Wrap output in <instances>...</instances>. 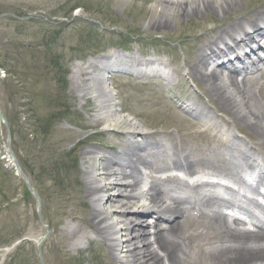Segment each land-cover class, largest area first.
I'll use <instances>...</instances> for the list:
<instances>
[{
	"label": "rangeland",
	"instance_id": "374dc122",
	"mask_svg": "<svg viewBox=\"0 0 264 264\" xmlns=\"http://www.w3.org/2000/svg\"><path fill=\"white\" fill-rule=\"evenodd\" d=\"M158 4V0H0V107L12 126L15 156L41 195L40 202L5 159L9 134L0 125V264L17 252L4 250L16 240L38 239L46 233L39 212L51 229L42 248L44 264H120L109 244L92 230L86 171L98 165L99 155L84 152L115 142V132L104 119L98 120L103 111L99 99L92 93L79 94L87 77L84 67L118 50L164 60L173 71L171 82L156 72L135 76L126 70L134 64L124 60L114 63L125 70L95 71L115 92L121 114L135 117L141 130L174 134L175 122L191 121L183 106L192 97L207 105L204 91L188 74L199 44L192 45L212 33L215 20L228 19L208 13L204 18H180L171 26H153L152 18L158 20L166 12ZM263 4L264 0H246L242 9L251 13ZM204 27L210 30L204 33ZM46 121L48 133L36 132ZM124 122L118 130L125 129ZM139 217L155 222L151 214ZM81 229L90 237H81Z\"/></svg>",
	"mask_w": 264,
	"mask_h": 264
},
{
	"label": "bare ground",
	"instance_id": "6f19581e",
	"mask_svg": "<svg viewBox=\"0 0 264 264\" xmlns=\"http://www.w3.org/2000/svg\"><path fill=\"white\" fill-rule=\"evenodd\" d=\"M245 1L158 0V7L162 5L166 12L158 20L152 18L153 26H171L180 18H204L208 13L216 15L215 19L228 18L215 20L212 33L198 37L192 45L199 44L191 55L188 74L204 91L207 105L193 97L182 105L191 121L175 122L174 134L141 130L135 117L121 114L115 92L96 73L98 69L125 70L114 63L124 60L134 64L126 70L135 76L156 72L171 82L173 71L164 60L118 50L84 67L87 77L79 94L92 93L99 99L103 111L98 120L104 119L115 132V142H103L102 150L84 152L99 155L98 165L86 171V192L93 202L92 230L109 244L120 264H264V227L252 214L253 209L264 211V205L247 196H264V56L248 54L255 50V36L264 33L258 22L263 16L264 24V4L244 13ZM204 28V33L210 30ZM259 48L264 52V45ZM232 54L236 59H231ZM233 61L243 62L242 67L231 66ZM123 121L125 129L118 130ZM195 165L205 166L194 169ZM224 166L238 184L237 190L227 188L226 193L239 194L247 202L238 205L228 198H214L215 183L205 181L219 175L217 169ZM175 169L197 179H175L168 172ZM243 172L254 176V184L246 182ZM204 187L209 189L201 190ZM229 209L248 215L247 220L258 228L244 229L247 220L230 217L225 212ZM148 214L155 216V222L139 219ZM80 233L90 237L88 230Z\"/></svg>",
	"mask_w": 264,
	"mask_h": 264
},
{
	"label": "trees",
	"instance_id": "16d2710c",
	"mask_svg": "<svg viewBox=\"0 0 264 264\" xmlns=\"http://www.w3.org/2000/svg\"><path fill=\"white\" fill-rule=\"evenodd\" d=\"M53 63L57 64L55 62ZM35 118V122H39V118ZM47 125L48 122L46 121L44 125L36 129V132H39L42 135H46L48 133ZM13 129L15 130V127H13ZM16 251L17 252H15L10 260L5 264H40L35 247L31 243H24Z\"/></svg>",
	"mask_w": 264,
	"mask_h": 264
},
{
	"label": "water",
	"instance_id": "95a60500",
	"mask_svg": "<svg viewBox=\"0 0 264 264\" xmlns=\"http://www.w3.org/2000/svg\"><path fill=\"white\" fill-rule=\"evenodd\" d=\"M0 117H1L2 120L4 121V124H5L6 127L8 128V130H9V134H10L9 124H8V122H7V120H6L5 115L3 114V112H2L1 110H0ZM8 146H9V148L11 149L10 139L8 140ZM11 153L14 154L13 151H12V149H11ZM15 162H16V166H17V168L20 169V167H19L18 162H17L16 159H15ZM20 173L23 175L24 179L26 180V184H27L28 188H29L30 190H32V191L36 194V196H38L36 190L32 187L31 183L29 182V180H28L26 174H25L21 169H20ZM38 198H39V196H38ZM39 200H40V199H39ZM39 210H40V208H39ZM39 217H40L41 221L43 222V224L45 225V228H46V230H47V233H46L43 237H41L39 240H37V249H38V252H39V255H40V258H41V263L44 264L43 255H42V252H41V246H42L44 240L50 235L51 231H50V227H49V225L45 223L43 217L41 216V212H39Z\"/></svg>",
	"mask_w": 264,
	"mask_h": 264
}]
</instances>
